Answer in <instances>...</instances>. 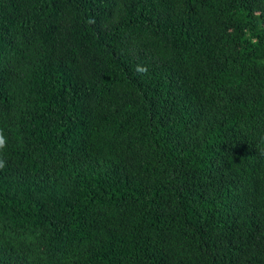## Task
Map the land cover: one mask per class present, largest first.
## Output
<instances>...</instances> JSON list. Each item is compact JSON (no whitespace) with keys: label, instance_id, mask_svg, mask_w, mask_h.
Listing matches in <instances>:
<instances>
[{"label":"trees","instance_id":"16d2710c","mask_svg":"<svg viewBox=\"0 0 264 264\" xmlns=\"http://www.w3.org/2000/svg\"><path fill=\"white\" fill-rule=\"evenodd\" d=\"M0 264H264V0H0Z\"/></svg>","mask_w":264,"mask_h":264},{"label":"clouds","instance_id":"9594fccd","mask_svg":"<svg viewBox=\"0 0 264 264\" xmlns=\"http://www.w3.org/2000/svg\"><path fill=\"white\" fill-rule=\"evenodd\" d=\"M5 144H6L5 140L4 139H0V149L4 148ZM262 154H264V153H262Z\"/></svg>","mask_w":264,"mask_h":264}]
</instances>
